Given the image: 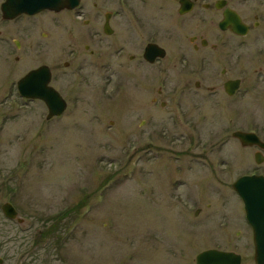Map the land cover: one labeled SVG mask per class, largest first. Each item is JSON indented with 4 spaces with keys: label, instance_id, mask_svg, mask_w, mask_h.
Here are the masks:
<instances>
[{
    "label": "rangeland",
    "instance_id": "rangeland-1",
    "mask_svg": "<svg viewBox=\"0 0 264 264\" xmlns=\"http://www.w3.org/2000/svg\"><path fill=\"white\" fill-rule=\"evenodd\" d=\"M233 1L246 18L262 16L250 40L264 46V0ZM1 20L0 9V264H196L208 248L255 264L252 228L232 184L264 173V162L232 132L264 126V88L242 93L235 115L222 91L209 92L213 81L195 94L175 89L200 77L175 67L177 49L138 72H124L127 60L116 57L114 72L92 59L80 72L84 55L70 56L61 37L43 38L42 23L32 31L42 46L25 53L14 47L17 25ZM198 23L179 31L176 44L189 48L187 37L203 31ZM205 28L206 37L217 32ZM258 50H242L244 89L256 81L259 64L249 57ZM41 64L53 68L52 85L68 102L50 120L43 101L16 88ZM222 66L211 61L204 72ZM5 202L24 222L5 216Z\"/></svg>",
    "mask_w": 264,
    "mask_h": 264
},
{
    "label": "flooded vegetation",
    "instance_id": "flooded-vegetation-1",
    "mask_svg": "<svg viewBox=\"0 0 264 264\" xmlns=\"http://www.w3.org/2000/svg\"><path fill=\"white\" fill-rule=\"evenodd\" d=\"M4 1L1 2L0 9H2ZM189 1L193 4L192 9L181 13V0H80L79 6L75 8L66 7L59 11L45 9L34 14L21 13L13 19H5L1 11V21L17 25V38L14 40V47L19 52L25 50V53L35 47L42 46L38 42L34 43V34L32 33L35 27L42 23V26L48 30L42 33L43 38H48L51 35L52 38L59 39L61 37V41L66 40L71 43L67 49L70 56L79 57L81 53L84 55L85 60L81 58L78 65L80 72L86 68L90 59L93 60V63L95 60L104 72H114L111 62V58L114 57L127 60L123 63L124 72H138L147 65L157 66L167 59L172 49H177L178 53H181V61L175 64V67L180 71L183 70L182 73L197 74L200 77L195 79L193 88L188 83H186L187 85L178 83L175 89L185 87L181 95L186 94V91L188 94H195L203 88L202 85L205 81H213L214 85L208 87L209 92L215 94L222 91L230 112L239 115L242 93L245 95L251 92L255 93L264 88V46L257 47L259 43L250 40L255 29L261 26L263 18L255 13L252 23V18H246L233 0ZM221 3L222 7L220 8L218 4ZM227 9L235 11L242 23L247 26L245 34L220 27V22L226 18ZM196 20L203 31L187 37L190 43L189 48L184 43L176 44L179 31L189 30ZM209 24L217 27V32L215 29L212 37L204 36L205 27ZM244 48L255 50L259 48L253 53V56L249 57L252 64H259L256 81L246 84L245 89L243 88L244 78L240 76L243 55H245L242 52ZM42 49H45V46ZM163 51L165 56L160 55ZM15 58L19 61V56H15ZM151 58L154 59L151 60ZM211 61H218L223 65L219 72L210 74L204 72V67ZM69 65L68 61L64 63L66 67ZM48 66L52 73V84L54 72L53 68ZM231 80H240L239 87L233 94L228 93L226 89V84ZM162 92L163 90L159 89V94ZM256 94L259 95V93ZM219 104L223 106L224 101L223 105ZM161 105L165 106L166 102L162 101ZM248 131L255 132L264 142V126ZM240 144L242 145L241 142ZM242 146L254 148V157L259 153L264 162V148L259 145ZM248 174L264 175L258 170H253ZM18 222L20 221L18 220Z\"/></svg>",
    "mask_w": 264,
    "mask_h": 264
},
{
    "label": "water",
    "instance_id": "water-1",
    "mask_svg": "<svg viewBox=\"0 0 264 264\" xmlns=\"http://www.w3.org/2000/svg\"><path fill=\"white\" fill-rule=\"evenodd\" d=\"M80 0H5L2 4V13L5 19H13L21 13L34 14L45 9L59 11L64 8H75ZM189 0H181V13L192 9ZM222 7V3L218 4ZM222 29L245 34L247 26L244 25L238 14L227 9L226 18L220 22ZM160 55L165 56V53ZM154 58H151V60ZM52 73L47 65H42L29 71L17 82L21 96L31 99L43 100L47 106V119L60 116L67 108V102L61 93L50 85ZM240 80H231L226 84L227 92L233 94L239 87ZM244 146L259 145L264 148V142L256 133L237 130L232 134ZM257 163L263 162L261 154L255 156ZM234 190L242 198L245 206L246 218L253 229L254 261L255 264H264V175H244L233 183ZM2 210L6 217L15 219L18 211L11 202H5ZM22 222L23 219L19 218ZM1 261V260H0ZM242 254L218 248H209L199 252L196 256L197 264H242Z\"/></svg>",
    "mask_w": 264,
    "mask_h": 264
},
{
    "label": "trees",
    "instance_id": "trees-1",
    "mask_svg": "<svg viewBox=\"0 0 264 264\" xmlns=\"http://www.w3.org/2000/svg\"><path fill=\"white\" fill-rule=\"evenodd\" d=\"M50 232H51V228L50 227H47L46 228V231L44 232V235L50 234Z\"/></svg>",
    "mask_w": 264,
    "mask_h": 264
}]
</instances>
